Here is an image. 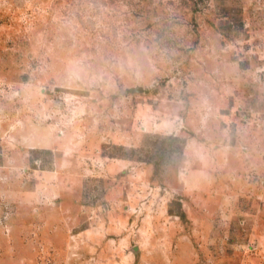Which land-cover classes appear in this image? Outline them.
Segmentation results:
<instances>
[{"label":"rangeland","instance_id":"1","mask_svg":"<svg viewBox=\"0 0 264 264\" xmlns=\"http://www.w3.org/2000/svg\"><path fill=\"white\" fill-rule=\"evenodd\" d=\"M0 264H264V0H0Z\"/></svg>","mask_w":264,"mask_h":264},{"label":"water","instance_id":"2","mask_svg":"<svg viewBox=\"0 0 264 264\" xmlns=\"http://www.w3.org/2000/svg\"><path fill=\"white\" fill-rule=\"evenodd\" d=\"M141 88L139 87L138 90H140Z\"/></svg>","mask_w":264,"mask_h":264}]
</instances>
